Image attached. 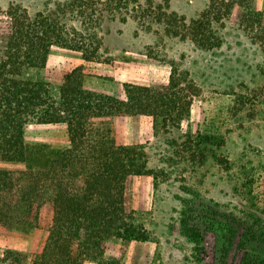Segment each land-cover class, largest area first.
Masks as SVG:
<instances>
[{
  "label": "trees",
  "instance_id": "16d2710c",
  "mask_svg": "<svg viewBox=\"0 0 264 264\" xmlns=\"http://www.w3.org/2000/svg\"><path fill=\"white\" fill-rule=\"evenodd\" d=\"M132 5L140 21L154 13L170 33L197 41L204 40L206 24L229 19L264 50V10L257 0H211L203 19L185 29L175 26L181 18L168 1L165 10L161 3L149 4L155 11L141 7L140 0H72L36 13L21 3L0 8V161L26 164L23 171L0 169V225L25 239L21 249L0 252V264H120L134 242L150 239L143 215L133 206L135 179L152 174L149 157L143 145L116 142L113 118L148 116L156 132L180 129L201 92L190 72L171 63L167 82L142 85L80 66L56 87L33 73L46 67L53 46L99 60L101 22ZM31 124L65 125L66 141L56 146L46 139L29 141ZM213 142L211 135H191L185 149L203 163L208 152L218 156L207 148ZM46 205L51 209L47 229L42 222ZM201 217L204 225L189 228L197 242L210 230L228 240L220 255L225 263H238L244 252L241 264H263L258 257L249 260L257 231L248 229L238 248L233 239L241 234L232 224H223L211 211ZM111 243L120 245L118 261L106 257Z\"/></svg>",
  "mask_w": 264,
  "mask_h": 264
},
{
  "label": "rangeland",
  "instance_id": "374dc122",
  "mask_svg": "<svg viewBox=\"0 0 264 264\" xmlns=\"http://www.w3.org/2000/svg\"><path fill=\"white\" fill-rule=\"evenodd\" d=\"M69 1L72 0H0V8L21 3L36 13L56 10ZM166 1L170 11L181 18L175 26L185 29L203 19L211 0L140 3L155 11L149 4L156 7L161 3L165 10ZM132 7L122 8L117 18L105 17L101 22L99 60L87 61L81 51L53 46L46 67L33 71L55 87L80 66L123 83L150 85L167 82L171 63H175L189 71L200 88L190 119L180 129L156 132L152 118L146 116L124 118L121 126L114 129L118 144L143 145L149 157L152 174L135 179L133 206L143 215L150 239L134 242L122 259L120 245L111 243L106 257L120 259V264H228L220 258L222 243L228 240L207 230L197 242L189 232V228L203 224L202 214L211 211L223 224H232L239 231L241 237L233 239L236 247L245 244L242 235H247L248 229L257 231L260 237L256 238V252L249 254V260L257 261L258 257L264 264L263 48L229 19L206 24L204 40L197 41L196 36L183 38L170 33L167 24L154 13L140 21ZM257 7L264 10V0H257ZM65 131V125L31 124L27 135L29 141L46 139L56 146L60 139L66 141ZM191 135L195 139L213 136L214 144L207 148L218 156L208 152L205 162L193 161L185 149ZM0 169L23 171L26 164L0 161ZM42 222L45 229L51 224L49 205L44 208ZM24 243L19 232L0 225V252L21 249ZM243 256L244 252L238 263L231 264L243 263Z\"/></svg>",
  "mask_w": 264,
  "mask_h": 264
},
{
  "label": "crops",
  "instance_id": "0c3cea01",
  "mask_svg": "<svg viewBox=\"0 0 264 264\" xmlns=\"http://www.w3.org/2000/svg\"><path fill=\"white\" fill-rule=\"evenodd\" d=\"M137 116H141V115H137ZM128 117H133V116H119V117H114L113 118V131H114V136H115V130L116 129H118L119 128V126H121V124H122V120L124 119V118H128ZM146 117H148V116H146ZM119 120V121H118ZM115 129V130H114ZM115 139H116V137H115ZM116 142H117V140H116ZM118 143V142H117ZM122 144H124V145H128V143L127 142H125V143H122Z\"/></svg>",
  "mask_w": 264,
  "mask_h": 264
}]
</instances>
